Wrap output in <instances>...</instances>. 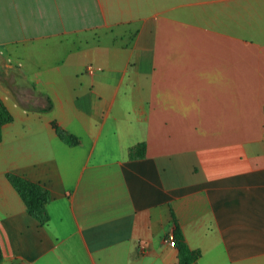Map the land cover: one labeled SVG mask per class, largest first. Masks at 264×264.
I'll list each match as a JSON object with an SVG mask.
<instances>
[{"label":"crops","instance_id":"obj_1","mask_svg":"<svg viewBox=\"0 0 264 264\" xmlns=\"http://www.w3.org/2000/svg\"><path fill=\"white\" fill-rule=\"evenodd\" d=\"M0 100V264H264V0H0Z\"/></svg>","mask_w":264,"mask_h":264},{"label":"trees","instance_id":"obj_2","mask_svg":"<svg viewBox=\"0 0 264 264\" xmlns=\"http://www.w3.org/2000/svg\"><path fill=\"white\" fill-rule=\"evenodd\" d=\"M51 109V103L47 100V106L44 109H40L42 112H47ZM12 121V116L9 111L0 100V142L2 138V128ZM54 130L58 138L69 146H74L77 141L74 137L70 136L62 129L53 125ZM145 145L139 144L130 150V158L138 159L144 156ZM6 179L12 186V188L19 195L23 201L26 211L29 216L36 220L39 225H45L48 220V213L46 211V205L50 202V194L47 189L39 184L30 182L20 176L13 173L6 174ZM174 239L176 247L179 249V263L178 264H191L200 257L199 251H190L183 242L182 235L180 234L178 228L174 232ZM2 260V254L0 249V263Z\"/></svg>","mask_w":264,"mask_h":264},{"label":"rangeland","instance_id":"obj_3","mask_svg":"<svg viewBox=\"0 0 264 264\" xmlns=\"http://www.w3.org/2000/svg\"><path fill=\"white\" fill-rule=\"evenodd\" d=\"M8 82L9 83L13 82V77L12 76L8 79ZM15 87L17 88L16 92L25 101H27L30 96L34 95V91L31 89V86L26 84V83L22 84V83L18 82Z\"/></svg>","mask_w":264,"mask_h":264},{"label":"built area","instance_id":"obj_4","mask_svg":"<svg viewBox=\"0 0 264 264\" xmlns=\"http://www.w3.org/2000/svg\"><path fill=\"white\" fill-rule=\"evenodd\" d=\"M88 70L91 71V68L89 67ZM167 244L171 248H176V243H175V239L174 238H171V237L168 238Z\"/></svg>","mask_w":264,"mask_h":264}]
</instances>
